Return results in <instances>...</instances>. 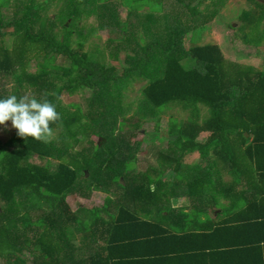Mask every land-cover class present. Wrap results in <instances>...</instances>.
<instances>
[{"label":"trees","instance_id":"1","mask_svg":"<svg viewBox=\"0 0 264 264\" xmlns=\"http://www.w3.org/2000/svg\"><path fill=\"white\" fill-rule=\"evenodd\" d=\"M51 1L19 0L9 22H5L0 12V72L16 81L11 94L19 97L22 95L19 91L29 87L38 99L45 97L55 104L59 118L49 126L51 133L61 129L62 141V146H58L48 139L15 134L12 140L19 145L8 149L0 140V259L2 264H28L22 249L31 250L36 246L41 249L40 256L43 252L55 255L62 247L58 239L72 240L69 227L73 225L88 241L101 239L107 243L105 247L88 251L75 264H115L110 243L117 238L114 237L116 228L130 221L151 226L155 224L154 216L169 208L165 191L170 188L161 177L166 170L172 171L168 177L178 176L175 163L183 160L179 155L184 157L198 151L202 160H213L209 154L213 150L219 160L222 157L229 162L232 174L238 176L242 161L239 150L251 138L259 141L257 132L264 127V72L253 65L226 59L217 43H186V37L206 19L200 6L209 0H176L191 11L193 18L186 20L181 8L177 7L176 14L163 12L166 0H144L149 11L145 19L142 13L137 16L145 33L140 41L134 30L125 28L128 21L122 26L119 23L122 31L130 33L129 41L118 42L113 51L116 55L120 51L126 54L128 66L121 74L115 66L107 67L101 61L90 60L82 40L80 46H72L65 33L59 35L57 24L40 15ZM57 1H64L67 8L64 16L67 20L61 23V29L70 31L71 26L66 22L95 13L97 2L105 4L104 14L112 20L111 3L117 0ZM119 2L138 13L131 1ZM245 16L248 22L256 23V30L264 23V10ZM11 27L16 33L9 43L5 34ZM259 35L264 37L263 29ZM37 53H43L44 60L39 63L38 72L32 74L26 66ZM59 55L68 57L70 63L57 62ZM186 58L191 61L188 65L183 63ZM130 76L131 81L138 77L147 80L142 89L141 111L153 114L160 107L180 104L190 112L187 120L169 129L168 135L172 136L168 139L169 150L159 153L158 167L144 171L128 168L129 162L135 161L139 144L132 147L123 139H113L118 117L126 109L121 103L114 106L108 105L111 102L105 103L110 97L119 98ZM86 89L91 90L87 111L81 105H74L73 111L61 107L64 93L72 95ZM0 96L7 95L0 91ZM201 106L210 110V116L202 121ZM88 125L95 132L96 126L106 128L103 134L96 133L108 143L93 148L82 161L72 154L69 160L64 159L74 144L71 140L78 141ZM204 132L209 135L202 142L200 135ZM53 157L63 160L52 167ZM84 186L86 192L96 190L107 194L103 207L72 211L66 198ZM111 204L116 205L117 215L109 211ZM141 205L144 209L152 207L150 220L144 221L136 214L137 206ZM33 262L40 264L36 258Z\"/></svg>","mask_w":264,"mask_h":264},{"label":"rangeland","instance_id":"2","mask_svg":"<svg viewBox=\"0 0 264 264\" xmlns=\"http://www.w3.org/2000/svg\"><path fill=\"white\" fill-rule=\"evenodd\" d=\"M37 1L41 2L42 0ZM119 1L123 2V0ZM119 1H113L111 3V9L113 8L112 20H108L106 14H104L105 4L97 2L95 13H87L82 19L73 21L68 20L66 22L68 27L71 26L70 31L61 29V23L67 20V18L64 17L67 13L64 1L52 0L46 8L40 11V15L46 17L50 23H56V30L59 35L65 33L72 46H80V40H82L83 48L89 52L90 60L101 61L107 67L115 66L118 69V73L121 74L128 66L125 61L126 54L124 51H120L118 55H116L113 51L117 48L118 42L129 41L130 33L122 31L119 28V23L121 24L120 26H122L128 21L129 24H124L125 28L132 31L134 30V35L137 36L140 41L145 33L143 26L138 21L139 17L137 16L142 13L141 15L145 16V19L149 9L148 6H146L148 3L144 0H128L131 1L132 7L138 10V13L128 10V7L123 3L121 4ZM256 1L264 4L261 0H209L204 2L200 6V10L202 11L201 14H203V17L206 19L203 20L200 27L194 29L189 36L186 37V43L188 45L195 43H217L226 59L238 62L242 65H253L264 72V37H260L259 35L262 29L264 30V23H261L260 28L256 30L254 29V24L256 23L250 20L248 22L245 16V14L256 15L264 10L262 4ZM186 2H188V0H186ZM18 4H20L19 0H0V12L5 22L12 20V15L18 8ZM163 5V12L165 13L176 14L178 13V7L181 8L182 12H185L183 16V18H185L184 20L193 18L190 14L191 11L179 4L176 0H166ZM82 31L85 32L84 36L82 35ZM14 33H16V31L13 27L7 29L5 40L10 43L14 37ZM41 55H43V53L33 54L30 57L29 63L26 66L29 73L33 74L38 72L40 69L39 63L44 60ZM56 61L63 64L70 63V59L64 55H59ZM188 62H191L189 58L183 61L185 65H188ZM131 80L132 77L130 76L128 82L121 88L122 91L119 94L120 96H118L119 98L114 96L110 97L105 103L111 102L108 105L112 106H114V103H121L126 109L125 113L120 114L118 117L115 126L116 137H113V139H123L132 147L139 144L138 150L135 151V161L132 160L129 162L128 168L132 171H144L150 167H158V164L161 163L158 158L159 153L167 151L168 134H170L169 129L187 120L190 117V112L180 104H170L160 107L158 110H155L153 114L149 111H141L140 101L143 98L142 89L147 84V80L145 77H138L134 78L133 81ZM15 86H17V83L11 75L0 72V91L3 94L10 95L14 92ZM90 91L88 89L81 90L72 95L64 93L60 102L61 107H64L68 111H73L75 109L74 105H81L83 110L87 111L89 109V102H91ZM19 93H22V95H36L29 87L22 88ZM209 116L210 110L201 106L200 120H205ZM88 121L91 123L92 120L88 118ZM87 128L88 130L82 133L78 141L71 140L74 144H72L73 146L69 149L67 154H65V156L63 155L64 159L69 160L72 154L74 156L78 155L82 161L84 156L92 152L93 148L104 147L108 143L96 133L99 132L103 134V131H107L106 128L96 126V132L91 129V125H88ZM60 131L61 129L57 128L47 139L49 141H54L58 146H62ZM15 134H17L16 129L11 126L10 121H5L4 125H0V140L2 145L6 148L12 149L19 145L18 142H13L12 140ZM192 155L190 156L191 160L197 153ZM36 160L41 162L39 158ZM59 160H63V158L53 157L51 159L53 164L52 167H54ZM86 175L89 177L88 173ZM106 197L107 194L101 191L95 190L86 192V186H84L81 191L69 195L66 201L72 210L77 211L83 207L101 208L105 204ZM108 209L110 212L117 211L115 204H111ZM137 210L136 214L141 219H144V215H148L153 211L152 207L151 210L150 207H145L144 209L142 205L139 206ZM39 214L42 213L39 212ZM103 215L107 217L106 213H103ZM80 216L83 218L84 214ZM152 222H156V219ZM83 238L84 236L82 239ZM85 240H87V238ZM22 254L31 258L29 250L22 251ZM0 264H2L1 259Z\"/></svg>","mask_w":264,"mask_h":264},{"label":"crops","instance_id":"3","mask_svg":"<svg viewBox=\"0 0 264 264\" xmlns=\"http://www.w3.org/2000/svg\"><path fill=\"white\" fill-rule=\"evenodd\" d=\"M257 133L259 141L251 138L239 150L238 176L213 150V160H202L198 151L179 155L183 160L175 163L178 176L168 177L172 172L166 170L161 177L170 188L165 191L169 208L154 216L156 225L130 221L117 227V238L110 243L113 263L264 264V127ZM208 135L202 133L200 140ZM149 219L148 214L142 220ZM69 228L72 240L58 239L62 247L55 255L40 256L38 246L23 247V252L30 251L31 258L24 256L28 264H34L33 258L40 264H75L88 251L107 246L101 239H82L77 227Z\"/></svg>","mask_w":264,"mask_h":264},{"label":"clouds","instance_id":"4","mask_svg":"<svg viewBox=\"0 0 264 264\" xmlns=\"http://www.w3.org/2000/svg\"><path fill=\"white\" fill-rule=\"evenodd\" d=\"M58 118L55 104L45 97L38 99L28 94L0 96V125L10 121L19 136L45 140L51 135L50 122Z\"/></svg>","mask_w":264,"mask_h":264},{"label":"water","instance_id":"5","mask_svg":"<svg viewBox=\"0 0 264 264\" xmlns=\"http://www.w3.org/2000/svg\"><path fill=\"white\" fill-rule=\"evenodd\" d=\"M262 2H264V0H261ZM67 26H68V24H67Z\"/></svg>","mask_w":264,"mask_h":264}]
</instances>
